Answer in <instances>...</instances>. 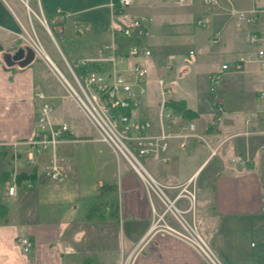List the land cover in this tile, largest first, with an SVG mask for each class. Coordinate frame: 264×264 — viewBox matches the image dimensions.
<instances>
[{"label":"crops","instance_id":"obj_1","mask_svg":"<svg viewBox=\"0 0 264 264\" xmlns=\"http://www.w3.org/2000/svg\"><path fill=\"white\" fill-rule=\"evenodd\" d=\"M110 1L102 5L110 8L111 25L106 31L110 32L111 42L99 37L79 58L69 53L71 65L62 52L61 57L68 69L83 76L92 70L108 77L114 69L125 79L134 80L130 65L138 58L127 55L130 39L118 35L112 38ZM161 1L166 0L157 3ZM229 1L237 9L264 6V0ZM167 3L176 4L174 0ZM188 3L195 4L185 14L197 15L202 11L200 0ZM59 7H55V12L51 3L0 0V205L6 208V212L0 211V264H115L120 249L130 250L140 242V250L131 264H204L199 253L181 239L161 230L148 232L155 216L152 205L159 214L163 205L156 195L151 196L145 190L143 181L124 159L115 157V165L110 148L97 139L94 128L64 94L62 83L50 70L49 63L38 55L22 66L3 60L7 51L11 53L13 47L25 45L17 34L26 32V23H32L29 11H39L43 17L48 14L50 21L58 24L78 10L64 14ZM57 14L63 18L58 19ZM131 15L148 20L149 35L143 42L151 51L148 58H139L148 73L143 81L144 92L133 105L131 117L149 121L151 131L157 132L160 101L157 80L163 78L171 90L169 101L182 99L193 114L186 118L176 116L168 101L167 108L175 122L173 128L182 122H192L203 138H190L183 149L178 147L177 140H171L170 160L160 162L150 172L156 181L168 187L165 189L169 198L175 197L180 185L189 183L187 188L195 192L193 212L201 219L199 231H205L211 249L224 264H264V134L259 133L261 104L256 106L253 95H249L250 86L261 87L262 74L255 64L246 65L239 79H232L233 74H222L221 78L229 79L218 87L219 97L206 93L208 75L219 71L221 63L233 61L239 52L252 50L253 45L244 36L260 27L238 25L223 12L210 15L206 26L211 23L212 28L205 39L213 53H226L228 58L221 59L219 66L204 67L207 49L202 48L201 38L191 39L194 44L187 50L178 40H166L174 34L189 35L191 31L183 28L184 18L179 17L176 23L181 27L164 29L151 23L146 14ZM73 27L74 34H80L77 22ZM216 32L219 36L212 43ZM112 43L116 46L114 55L123 57L124 62L117 60L112 64L106 59L112 54L109 48ZM198 49L202 56L193 59V64L199 66V71L188 74L186 65L190 63L185 61L194 57ZM231 52L234 56L230 57ZM45 54L58 70L55 61L63 64L60 55L54 51ZM38 91L52 107V121L66 123L72 131L56 147L57 156L67 163L66 174L60 181L45 175L43 168L49 161V152L35 153L34 162L26 164L28 147L13 146L34 136L38 107L43 102L34 95ZM215 100L222 105L218 122L213 117ZM29 167L36 169L34 181L17 183L14 194L7 195L11 175ZM117 167L120 176L114 178ZM176 201L180 208H186L185 200ZM165 222L177 227L169 215ZM19 236H28L33 243L26 254L16 242Z\"/></svg>","mask_w":264,"mask_h":264},{"label":"built area","instance_id":"obj_2","mask_svg":"<svg viewBox=\"0 0 264 264\" xmlns=\"http://www.w3.org/2000/svg\"><path fill=\"white\" fill-rule=\"evenodd\" d=\"M135 1L118 0L116 4L118 7L117 12L114 11L115 2L113 0L109 2L113 13L112 38L118 35L133 40V43L127 47V55L139 58L148 57L151 51L142 42L149 35L146 24L148 20L143 16L122 17L125 14V9ZM174 1L176 4L182 6L190 4L188 3L190 0ZM200 7L203 10V16L198 17L195 21L198 27L206 26L210 20L209 16L213 13L223 12V14L234 19L238 25L260 26L264 28V7L237 9L229 0H200ZM24 33L17 35L27 46L37 52L41 58L48 61L38 41L36 42L29 35V37H26ZM218 36V32L214 33L211 42L215 43ZM244 37H246V41L249 44L255 45V48L244 53H239L230 63H222L220 70L208 75V79L210 84L213 85L221 78L222 74H235L242 71L246 65L255 64L259 68L260 74H262L261 82L263 88L259 94V99L261 100L259 110L261 129L259 133L264 134V33L262 30H254L247 32ZM109 48L112 50V54L106 58L107 60L111 61L112 64L117 60L124 62L123 57L114 55L116 46L113 43ZM189 53L191 54L192 52L190 51ZM144 65L140 61H135L130 65V71L134 80L125 79L121 73L114 69H112L108 77L95 71H89L81 80L75 78V86L80 90L82 97L76 94L79 92L73 89L72 85L67 82V79L59 71L55 72V74L68 92L67 94L71 95L72 99L79 104L78 106L81 111L94 123L95 129L99 133L97 139L107 143L113 154H121L143 181L146 187L145 190L149 194L152 191L163 205V211L160 214L155 211L152 205V211L155 216L149 225L148 232L161 230L181 239L199 253L204 264H224L214 250L210 248L208 242L201 236L199 231L201 219L196 217L193 212L195 192L192 188H187L189 183L180 185L175 197L169 198L160 188L153 186L156 181L141 162V159L146 157H150L157 162H168L170 160L168 151L171 140H177L178 147L181 149L186 147L190 138L195 137L203 140L192 122H182L181 124H177L176 129L173 128L175 124L174 117L171 114V110L167 108L171 90L168 86L166 87L164 79L159 78L157 80L159 85L158 90H160L157 132L151 131V123L149 121L139 120L126 116V114L115 116L110 112V107L103 105L100 100L99 91L107 93L108 97L113 99V102L117 105L119 104L120 107L126 108L130 104L136 105L139 96L144 92L143 78L146 77L148 72L147 67ZM210 89L212 90L213 88L210 87ZM34 95L43 99V102L38 107L37 118L35 119L36 130L34 131V136L25 141L15 142L13 146L24 145L28 147L25 156L26 163L34 162L33 156L35 153L49 152V161L43 169L47 177L60 181L65 176L67 169L64 159L57 156L56 147L59 142L63 141L64 135L70 134L72 131H70V127L67 124H56L52 121V107L45 101V95L42 92L38 91ZM221 111L222 105L220 101L215 100L213 117L217 122L220 119ZM249 121L250 119H247V122ZM8 183L6 189L7 195H12L17 187L15 173L11 175ZM180 198L187 202L186 208L177 206L176 200ZM262 205L264 207V199ZM189 214L190 217L188 216ZM168 215L177 222V227L169 226L165 222V217ZM16 242L25 254L33 246L32 241L27 236H19ZM131 257L132 252L129 253L128 260ZM128 260H125L122 264H127Z\"/></svg>","mask_w":264,"mask_h":264},{"label":"rangeland","instance_id":"obj_3","mask_svg":"<svg viewBox=\"0 0 264 264\" xmlns=\"http://www.w3.org/2000/svg\"><path fill=\"white\" fill-rule=\"evenodd\" d=\"M37 1H38V3H51L52 7L54 8L53 9L54 11H55V7L60 6L59 8H62V13H64V14H67V12L70 13L71 10L74 11V10L78 9L74 16H71L70 18L65 19L64 23H58V24L51 22L50 21L51 19L49 18L48 14H46L45 17H43L39 11H37L36 13L29 11L28 14L30 16H32V20H31L32 23H30V22L26 23V26H25L26 32L24 34L26 35V37L29 35L36 42L38 41V43L40 44L39 46L42 47V49L45 53L49 54L51 51H54L55 53L60 55L59 57H61L62 56L61 52H62L71 65L72 64L71 59H69V57H68L69 53H71V55L79 58V56H81L85 50H88L87 47L90 46L93 42H95V40L99 37H101V38L106 37L105 39L107 41L111 42L110 32L106 31L107 28L109 27V24L111 25V18H109L110 17V8L102 5L107 0H37ZM157 2H158V0H148V3H139V4L134 2L135 4L133 3L125 9V14L122 17L127 18V17L133 16L131 14H138V13L146 14L148 17H151V23L158 24L159 26L163 27L164 29H168V28L173 29V28L181 27L180 25L176 26V23H177V21H179L178 20L179 17L184 18L186 20V23L183 24V26H184L183 28L190 30L191 34L189 33V35H191V36L183 35V34H181V35L180 34H174V35L168 36L166 38V40L170 39V38H171L170 40H173V39L176 41L178 40L182 44V47H184V50H187V48L190 47V45L194 44V41L191 39L196 38V37L197 38L199 37V39L201 38V40L203 42L202 48L206 47V49H207V50H205V51H207V54H206L207 59H205L207 62H205V65H203L204 67H207L208 65H212V67H213L216 64H217V66H219V64H220L219 62H221V59H227L228 58L226 53H218V54L213 53L211 51L212 47L208 45L207 39H205L206 35L209 33V31L212 28L211 23H210V25H208L204 28L198 27L195 25L196 17H198L199 15L203 16V10L201 12H198L197 15L196 14H189V15L185 14L184 11L187 9H190V7L195 3H192V5H189V6H179L178 4L167 3L168 0L161 1L163 3H157ZM168 4H170V5H168ZM24 6L27 9L26 3H24ZM239 9H242V8H239ZM200 10H201V8H200ZM57 17H58V19L63 18V16H59L58 14H57ZM37 21L41 24V26L38 24ZM42 21L44 24L42 23ZM75 22H77V24H78V31L80 32V34H74V32H73V31H75V28L73 27ZM45 23L47 24L48 29H47ZM196 52H197V54L194 57L191 56V58L189 60L185 61L186 64L190 63V64L186 65L189 67L188 74L195 75L199 71V66H195L193 64V59L201 57L202 53L199 51V49ZM232 53L233 52L230 53V57H231ZM36 55H38L37 52H36ZM232 56H234V55H232ZM61 58L63 59V57H61ZM53 60H55V59H53ZM178 61H181V56L178 58ZM62 63L63 64H60L57 61H55V64L57 65L58 70H60L62 72V75L67 79V82H69L72 85L73 89L76 92L77 91L79 92L76 94L81 96L82 94L80 95V90L77 89V86H75L76 82H74V80H75V78H78L79 80H81L83 77V74L80 75V74H77V72H75L71 69H68V66L66 65L64 59H63ZM65 66L67 67V69ZM186 66L183 65V67H186ZM50 70H52L53 73L58 71V70H56V68H53L52 65L50 66ZM240 74H241V71L233 74L234 76H231V78L232 79H239ZM228 79H229L228 77L223 76L221 79H219L213 85L208 83V86L206 87L207 88L206 89L207 95L210 97L214 94L217 97H219L220 95L218 93L219 92L218 87H220L221 84L223 82L227 81ZM62 86H63V84H62ZM210 87L213 89L211 90ZM250 87H252V90H251L252 93H249V95H251V94L253 95V99L255 100V105L258 106L261 104V101L258 98L261 87L254 86V85H252ZM63 88H64V86H63ZM64 91H65L64 94H66V96L73 102L74 106H76L78 111H80L81 115H83V118H85L87 120V122L90 123V125L94 128V130L96 131V134H97V138H98L99 133H98V130L95 129L96 127H95L94 123L92 122V120L87 118L85 113L83 111H81V109L78 106L79 104H77L72 99L71 95L69 96V94H67L68 92L65 90V88H64ZM101 142H102V140H101ZM109 150L111 151V149H109ZM111 155H112V159L114 160L115 165H116L115 157H118L119 159H121V158L124 159L125 162L127 163V166H129L127 160L123 156H121V154L115 155L112 152ZM148 158H150V157H148ZM150 159L151 160L141 159V162H142V165L145 167V169L148 171V173L151 175V177H153V179L156 181L157 179L150 172V170L151 171L156 170L161 163L159 161L157 162L156 160H153L152 158H150ZM119 172H120L119 167H117V169H115V177L114 178H118L120 176ZM55 181H57V180H55ZM114 183H117V181H114ZM153 186L156 188H160L163 191V193H165L168 196L167 190L165 189V188H168L167 186L159 183L158 181H156V183ZM150 195L151 196L154 195L152 193V191H150ZM177 206H178V204H177ZM200 233L202 234L201 236L206 241H208L206 239V237L204 236L205 231L203 229L200 231ZM249 242L250 241H248L247 246H249ZM208 243L210 244L209 241H208ZM140 244H141V242L139 244H137L135 247H132L130 250L120 249L119 256H118L117 262L115 264H122V262H125V260H128V255L130 252H132V257L130 258V260H128V263H127V264H131L133 262V258L135 256V254L137 253L138 250H140V247H141ZM211 245H212V243H211ZM71 250L72 249H70V247H69L68 251L70 252ZM215 250L217 252H219L218 249L215 248ZM219 258H221V257H219ZM221 261H222V259H221ZM222 262H224V261H222Z\"/></svg>","mask_w":264,"mask_h":264},{"label":"trees","instance_id":"obj_4","mask_svg":"<svg viewBox=\"0 0 264 264\" xmlns=\"http://www.w3.org/2000/svg\"><path fill=\"white\" fill-rule=\"evenodd\" d=\"M114 6H115V12H117L118 7L116 6L118 0H114ZM99 96H100V100L102 102L103 105L105 106H109L110 107V112L112 114H114L115 116H119L122 114H126V116H131L132 112H133V105H130L126 108L124 107H120L119 104H115L113 102V99L109 98L107 93L104 92H98ZM168 106L172 109L173 114H175L176 116H182V118H186V117H193L192 112H190L188 109H186L184 102L182 101V99H172L171 101H169ZM37 172L36 169L34 167H29V168H23V169H18L15 172V176H16V183H21L25 180H29V181H34V179L36 178ZM0 211H5L6 212V208L3 205H0Z\"/></svg>","mask_w":264,"mask_h":264},{"label":"water","instance_id":"obj_5","mask_svg":"<svg viewBox=\"0 0 264 264\" xmlns=\"http://www.w3.org/2000/svg\"><path fill=\"white\" fill-rule=\"evenodd\" d=\"M13 50V55L7 51L3 58V60L8 64L18 61L17 64L22 66L30 62L34 57V52L29 47H13Z\"/></svg>","mask_w":264,"mask_h":264},{"label":"flooded vegetation","instance_id":"obj_6","mask_svg":"<svg viewBox=\"0 0 264 264\" xmlns=\"http://www.w3.org/2000/svg\"><path fill=\"white\" fill-rule=\"evenodd\" d=\"M13 53H14V51L11 52V55H13ZM16 62H18V61H16Z\"/></svg>","mask_w":264,"mask_h":264}]
</instances>
